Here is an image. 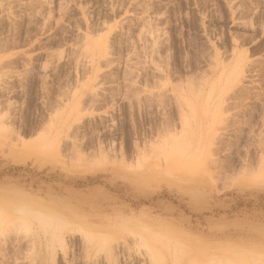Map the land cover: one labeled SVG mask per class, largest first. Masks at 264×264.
Instances as JSON below:
<instances>
[{"label": "rangeland", "instance_id": "374dc122", "mask_svg": "<svg viewBox=\"0 0 264 264\" xmlns=\"http://www.w3.org/2000/svg\"><path fill=\"white\" fill-rule=\"evenodd\" d=\"M0 264H264V0H0Z\"/></svg>", "mask_w": 264, "mask_h": 264}]
</instances>
